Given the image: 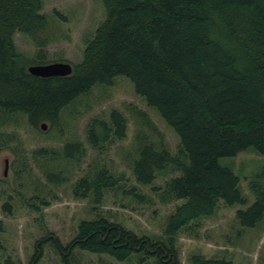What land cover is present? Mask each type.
Wrapping results in <instances>:
<instances>
[{
    "label": "trees",
    "instance_id": "obj_1",
    "mask_svg": "<svg viewBox=\"0 0 264 264\" xmlns=\"http://www.w3.org/2000/svg\"><path fill=\"white\" fill-rule=\"evenodd\" d=\"M103 2L107 17L87 40L81 63L72 65L73 74L43 79L28 70L49 64L44 52L49 20L42 0H0V126L11 125L14 116L21 115L34 128L43 123L58 128L64 109L80 96L97 85H110L117 77L131 79L137 94L179 138L172 153L164 144L140 135V155L133 165L141 186L159 192L164 202H182L169 219L165 240L139 236L99 217L81 222L66 247L59 239L53 243L67 253L80 249L118 261L143 254L161 264H181L177 240L183 230L215 215L221 204L233 207L248 202L240 177L220 160L248 152L264 156V0ZM17 34L35 41L39 49L34 57L18 50ZM127 126V118L114 110L110 122L90 123L88 141L97 148L112 131L113 137L124 140ZM84 154L83 143L74 141L59 150L33 152L34 157L69 161H80ZM169 175L173 176L163 188L155 185ZM263 177L257 175L249 184L256 202L237 213L250 227L264 219ZM47 178L55 184L64 181L60 171L48 173ZM117 187L118 180L102 168L79 180L74 193L91 194L100 204L105 193ZM39 249L29 264H38ZM191 264L233 263L194 256Z\"/></svg>",
    "mask_w": 264,
    "mask_h": 264
},
{
    "label": "rangeland",
    "instance_id": "obj_2",
    "mask_svg": "<svg viewBox=\"0 0 264 264\" xmlns=\"http://www.w3.org/2000/svg\"><path fill=\"white\" fill-rule=\"evenodd\" d=\"M42 2L49 20L44 32L48 63H81L87 40L107 17L103 0ZM15 43L29 58L39 49L30 36L17 34ZM114 110L127 118V138L118 140L112 131L94 148L88 141L90 123L96 119L110 122ZM14 117L11 125L0 126V264H29L39 248L38 264H161L143 254L118 261L80 249L67 253L53 243L59 239L66 247L77 235L81 222L99 217L139 236L165 240L169 219L182 202H164L159 192L141 186L133 174V165L140 155V135L164 144L172 153L176 152L179 138L137 94L132 80L120 76L110 85L95 86L64 109L58 128H34L24 116ZM99 133L101 130H97ZM72 141L83 143L85 154L80 161L33 156L38 149L59 150ZM220 164L231 167L240 177L242 194L248 202L233 207L221 204L215 215L183 230L177 240L179 260L181 264H191L192 257L199 256L233 264H264V219L250 227L237 218L239 211L248 210L257 200L249 184L255 176L264 175V156L248 152L222 159ZM102 168L118 180V187L107 191L100 204L91 194L76 196L74 188L79 180L94 176ZM59 171L63 183L49 182L47 174ZM172 176L159 179L155 185L163 188ZM260 181L264 183V177Z\"/></svg>",
    "mask_w": 264,
    "mask_h": 264
},
{
    "label": "water",
    "instance_id": "obj_3",
    "mask_svg": "<svg viewBox=\"0 0 264 264\" xmlns=\"http://www.w3.org/2000/svg\"><path fill=\"white\" fill-rule=\"evenodd\" d=\"M29 73L39 78L69 77L73 74V66L66 62H54L44 65H33L29 67ZM41 128L46 130L47 123L41 124ZM6 176V173H5Z\"/></svg>",
    "mask_w": 264,
    "mask_h": 264
}]
</instances>
